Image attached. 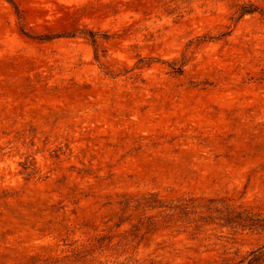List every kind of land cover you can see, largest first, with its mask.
<instances>
[{"label": "rangeland", "instance_id": "1", "mask_svg": "<svg viewBox=\"0 0 264 264\" xmlns=\"http://www.w3.org/2000/svg\"><path fill=\"white\" fill-rule=\"evenodd\" d=\"M259 218L264 0H0V264H246Z\"/></svg>", "mask_w": 264, "mask_h": 264}, {"label": "trees", "instance_id": "2", "mask_svg": "<svg viewBox=\"0 0 264 264\" xmlns=\"http://www.w3.org/2000/svg\"><path fill=\"white\" fill-rule=\"evenodd\" d=\"M180 205V204H179ZM179 205H174V206H165V205H153V204H149V205H144V207L146 208V210H150V211H154V210H159V209H167V210H182L184 211L185 210V207H181ZM182 205V204H181ZM123 206L122 209H129L131 207H138L140 205H121ZM248 224L252 227H259V228H262L264 229V218H259V219H249L248 221ZM122 222L120 223L119 226H122ZM248 261L246 264H257L259 263V261L264 258V246L260 247L259 249L257 250H254L252 251L250 254H249V257H248ZM244 264V263H243Z\"/></svg>", "mask_w": 264, "mask_h": 264}]
</instances>
